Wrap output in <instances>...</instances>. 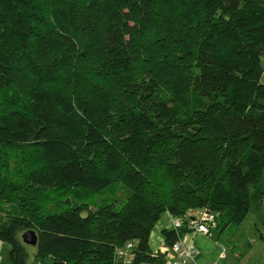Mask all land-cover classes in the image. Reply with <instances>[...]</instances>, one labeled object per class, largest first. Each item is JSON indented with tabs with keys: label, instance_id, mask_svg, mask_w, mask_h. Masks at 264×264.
<instances>
[{
	"label": "trees",
	"instance_id": "1",
	"mask_svg": "<svg viewBox=\"0 0 264 264\" xmlns=\"http://www.w3.org/2000/svg\"><path fill=\"white\" fill-rule=\"evenodd\" d=\"M263 59L264 0H0L13 264L29 230L33 264H122L129 242L132 264H165L150 246L165 213L207 208L222 234L262 209ZM68 192L105 199L46 211Z\"/></svg>",
	"mask_w": 264,
	"mask_h": 264
},
{
	"label": "rangeland",
	"instance_id": "2",
	"mask_svg": "<svg viewBox=\"0 0 264 264\" xmlns=\"http://www.w3.org/2000/svg\"><path fill=\"white\" fill-rule=\"evenodd\" d=\"M264 66V61H263ZM264 80V77H263ZM36 163H38L35 160ZM105 199V196H95L90 198L79 199L74 192L61 194L51 200L47 204L46 211H60L71 204L89 203L94 206L99 201ZM213 240H217L221 246H226L228 252L225 259H220L219 264H264V207L258 211L249 214L247 219L239 226L220 234L215 231ZM212 240V241H213ZM31 258L28 264L34 263V247L28 246ZM11 249L7 245L1 250L0 264H13Z\"/></svg>",
	"mask_w": 264,
	"mask_h": 264
},
{
	"label": "built area",
	"instance_id": "3",
	"mask_svg": "<svg viewBox=\"0 0 264 264\" xmlns=\"http://www.w3.org/2000/svg\"><path fill=\"white\" fill-rule=\"evenodd\" d=\"M262 207H264V198L262 200ZM216 213L206 209H192L184 216H172V230L178 235L180 231L198 233L200 235L213 238L216 229ZM133 242L126 243L123 247L116 250V257L122 264H132L134 260ZM173 254L172 257L166 259L165 264H198L196 258L199 251L194 245H187L183 237L179 238L170 247ZM228 252L226 246H222L221 256L224 257ZM217 264V263H210Z\"/></svg>",
	"mask_w": 264,
	"mask_h": 264
},
{
	"label": "crops",
	"instance_id": "4",
	"mask_svg": "<svg viewBox=\"0 0 264 264\" xmlns=\"http://www.w3.org/2000/svg\"><path fill=\"white\" fill-rule=\"evenodd\" d=\"M262 82L264 84L263 78H262ZM164 230L167 231L172 230V216L169 213H165L162 216L161 221L155 226L150 240V246L153 254L162 253L165 254L167 258H169L172 257L173 254L171 252V248L167 246L165 242V238L162 235V232ZM213 238L206 237L193 232H186L183 235V240L187 245H194L197 247L199 254L196 258V262L198 264H210V263L219 264L220 259L222 260L226 258V254L224 257H222L221 249L220 250L218 249V247H220L219 245L220 243L217 240H213ZM5 246H7L5 243L0 242V254H1V250Z\"/></svg>",
	"mask_w": 264,
	"mask_h": 264
},
{
	"label": "water",
	"instance_id": "5",
	"mask_svg": "<svg viewBox=\"0 0 264 264\" xmlns=\"http://www.w3.org/2000/svg\"><path fill=\"white\" fill-rule=\"evenodd\" d=\"M24 244L35 247L38 244V235L35 231L29 230L22 235Z\"/></svg>",
	"mask_w": 264,
	"mask_h": 264
}]
</instances>
